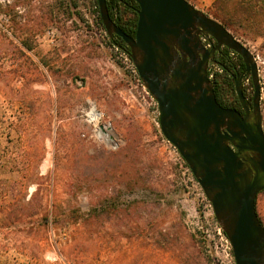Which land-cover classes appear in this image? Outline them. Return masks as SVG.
I'll use <instances>...</instances> for the list:
<instances>
[{
  "label": "rangeland",
  "instance_id": "374dc122",
  "mask_svg": "<svg viewBox=\"0 0 264 264\" xmlns=\"http://www.w3.org/2000/svg\"><path fill=\"white\" fill-rule=\"evenodd\" d=\"M189 1L209 13L215 0ZM98 12L97 0H0V142L18 164L0 179L24 184L0 202L50 214L47 227L0 208V264H236L203 188L161 131L158 103ZM237 39L259 68L264 130L262 39ZM217 71L209 66L211 79ZM244 88L253 95L250 79ZM255 209L264 225V191Z\"/></svg>",
  "mask_w": 264,
  "mask_h": 264
},
{
  "label": "water",
  "instance_id": "95a60500",
  "mask_svg": "<svg viewBox=\"0 0 264 264\" xmlns=\"http://www.w3.org/2000/svg\"><path fill=\"white\" fill-rule=\"evenodd\" d=\"M135 1L140 9L133 37L112 20L107 0H97L107 35L122 38L128 47L139 78L158 103L161 131L212 204L235 263L264 264V226L255 209L264 191L256 58L220 22L188 0ZM203 39L216 46L207 48ZM222 47L241 56L245 65L244 73L234 75L243 113L220 105L216 98L209 66ZM245 79L253 85L251 101L244 94Z\"/></svg>",
  "mask_w": 264,
  "mask_h": 264
},
{
  "label": "trees",
  "instance_id": "16d2710c",
  "mask_svg": "<svg viewBox=\"0 0 264 264\" xmlns=\"http://www.w3.org/2000/svg\"><path fill=\"white\" fill-rule=\"evenodd\" d=\"M107 5L112 20L126 34L134 37L138 22L137 13L140 9L138 3L135 0H107ZM206 14L220 22L236 38H261L262 45L260 49L264 51V0H215L210 7L209 13ZM99 22L104 28L101 18ZM110 39L113 45L117 46L120 49H123L128 53V47L126 46L122 38L115 36L114 38ZM23 45L26 46L29 50H32V46H30L27 41H23ZM220 62V71L215 72L212 78L217 101L224 107L236 109L243 113L235 90L234 80V75H239L245 72V65L243 63V60L238 54L230 53L227 50V57H221ZM244 94L246 95V97H248L249 100L251 99V95L247 93V90L245 88ZM25 103L28 106L30 113L27 120L29 122H34V118L38 116V109L36 108L34 102L31 103V101L26 100ZM23 133L27 132H20L21 135H23ZM14 156V151L4 148V146L0 142V158L3 159V161L0 162V170L18 169V164L16 165ZM185 166L189 168L187 164H185ZM16 183L17 181L0 179V195H3L4 199H7L8 197L7 192H12L13 195H16V197L19 196L22 188L24 187V184L15 185ZM38 191L39 187L32 194L29 201H27V206H31V203L33 202ZM10 205H8L7 200H4V202H0V208L2 209L4 216L8 219L34 220V218L38 217L42 218L41 220H43L45 226L48 227L50 214L47 207H44L43 204L39 205L40 209L35 212H31V210L29 209L26 210L24 207L15 209ZM38 225L39 224L33 226L34 229H36ZM86 251H88V248L85 249V252ZM66 259H68V257H66ZM68 263L71 264L69 259Z\"/></svg>",
  "mask_w": 264,
  "mask_h": 264
},
{
  "label": "flooded vegetation",
  "instance_id": "af4514ba",
  "mask_svg": "<svg viewBox=\"0 0 264 264\" xmlns=\"http://www.w3.org/2000/svg\"><path fill=\"white\" fill-rule=\"evenodd\" d=\"M214 46H216V43L213 40H211V47H214ZM221 57H227V49L224 47H222L219 51H217V50L215 51V56H214L215 62H210V65L214 64V63L221 65V62H220ZM252 96H251L250 101L252 100Z\"/></svg>",
  "mask_w": 264,
  "mask_h": 264
},
{
  "label": "bare ground",
  "instance_id": "6f19581e",
  "mask_svg": "<svg viewBox=\"0 0 264 264\" xmlns=\"http://www.w3.org/2000/svg\"><path fill=\"white\" fill-rule=\"evenodd\" d=\"M91 118L97 119L99 117V114L96 112L95 108L91 111ZM104 134V133H103ZM110 134V133H109ZM105 137V136H104ZM112 141V140H111Z\"/></svg>",
  "mask_w": 264,
  "mask_h": 264
},
{
  "label": "built area",
  "instance_id": "2783aa9c",
  "mask_svg": "<svg viewBox=\"0 0 264 264\" xmlns=\"http://www.w3.org/2000/svg\"><path fill=\"white\" fill-rule=\"evenodd\" d=\"M203 42H204V45L207 47V48H210L211 47V43L209 41H207L206 39H203Z\"/></svg>",
  "mask_w": 264,
  "mask_h": 264
},
{
  "label": "crops",
  "instance_id": "0c3cea01",
  "mask_svg": "<svg viewBox=\"0 0 264 264\" xmlns=\"http://www.w3.org/2000/svg\"><path fill=\"white\" fill-rule=\"evenodd\" d=\"M199 1V0H198ZM198 3V2H197ZM196 7V5H194Z\"/></svg>",
  "mask_w": 264,
  "mask_h": 264
}]
</instances>
